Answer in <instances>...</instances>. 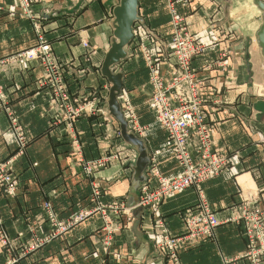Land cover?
Returning <instances> with one entry per match:
<instances>
[{"label":"crops","instance_id":"1","mask_svg":"<svg viewBox=\"0 0 264 264\" xmlns=\"http://www.w3.org/2000/svg\"><path fill=\"white\" fill-rule=\"evenodd\" d=\"M251 1L138 0L142 23L135 26L134 38L126 49L127 59L115 68L123 75L119 100L130 103L142 127L137 137L148 150L150 163L146 171L154 165L162 175L172 177L182 168L149 105L151 89L145 55L150 57L159 75L168 76L176 71L168 53L175 19L203 45L202 53L192 62V69L203 87V111L211 126L210 150L227 161L220 173L201 185L200 191L221 222L211 237L182 242L176 249L175 261L156 247V218L159 215L171 236H182L185 231L181 216L199 200L194 189L170 197L161 205L158 215L134 209L132 218L128 219L120 211L115 214L113 208L119 203L129 209L137 201L129 168L137 155L122 142L118 124L108 115L105 97L109 84L100 75L112 37V11L119 0L31 2V19L42 26L45 43L51 48L59 72L64 73L71 100L85 103L97 96L105 113L79 114L71 122L73 133L70 134L65 121L68 112L51 103L52 88L45 82L37 62L14 61L0 70V84L26 139L23 154L13 167L16 194L7 196L0 188V222L13 243L14 264H247L239 259L247 246L244 227L232 218L244 196L254 197L253 207L264 212V97L251 98L243 92L244 75L240 66L243 42L234 37V25L240 24V11L243 6L248 8ZM260 16L258 10L254 15L259 20L254 38L261 25ZM31 19L19 11L16 0H0V60L37 44ZM231 24L233 28H227ZM230 46L229 54L235 61L228 64L224 79L222 67L217 65L219 55L228 56ZM258 61V74L253 68L257 79L264 62L259 57ZM227 74L236 75L235 84L228 85L227 78L232 77ZM217 88H221L219 98L225 103L221 108L212 103ZM239 91H242L240 96ZM238 96L240 106L235 105ZM233 109L241 112L240 116L233 115ZM77 147L86 161L124 148L130 153V165L113 162L88 176L83 164L80 166L76 161ZM16 151L15 133L0 110V163ZM241 183L251 186V192ZM94 184L98 185V192L93 193ZM44 204L50 205L49 212ZM88 210L86 216L71 223L72 217ZM50 216L57 226L51 225ZM108 222L113 227L121 224V229L114 242L104 247L103 239L110 237L103 228ZM59 225H65V230H58ZM8 258L0 251V264Z\"/></svg>","mask_w":264,"mask_h":264},{"label":"built area","instance_id":"2","mask_svg":"<svg viewBox=\"0 0 264 264\" xmlns=\"http://www.w3.org/2000/svg\"><path fill=\"white\" fill-rule=\"evenodd\" d=\"M33 1L16 0L19 11L29 19L33 18L32 9L30 8ZM31 22L37 36V44L15 56L1 59L0 70L14 61L22 60L25 62L41 61L44 66L49 67L43 66L45 72L48 71L49 74L53 70L56 72L55 66L51 64L53 55L51 48L45 43L42 26L37 20L31 19ZM137 24L139 23H136L135 26ZM173 26L171 47L168 53H170L171 58L174 60L176 71L168 76L159 75L150 57L145 55V59L149 65L148 83L151 89L149 105L156 122L166 133L171 145V151L175 155L182 171L175 176L167 177L162 175L158 168L152 165L146 171L144 181L137 188L138 199L135 206L129 209H124L119 203L115 206L117 211L125 213L128 219L132 218V211L134 209L151 211L158 215L161 205L170 197L186 189H194L198 193L199 200L194 208L186 210L181 216L185 231L182 236H171L159 215L156 218V247L161 253L167 255L172 261H175L176 249L182 242L209 238L220 224L221 221L203 199L200 189L205 181L214 178L224 169L227 160L213 154L210 150L209 131L211 126L205 120L203 111V95L201 92L203 87L192 69V62L202 53L203 45L187 31L178 19L173 21ZM84 46L87 45L84 44ZM222 55L225 56L226 54L222 53L220 55L218 67H222V64H224ZM51 86L53 88L51 103L62 106L64 109L66 108L68 112L67 116H77L80 113H105L99 107V98H96V102L90 105H76L77 108L75 109V104L61 81H56ZM213 93L212 103L214 106H217L219 88ZM8 101L9 99L4 88L0 84V110L6 114L17 140L16 154L0 163V188L4 194L12 197L15 195L17 189L13 175V164L14 160L23 154L26 139L18 126V120ZM120 102L125 120L128 123L129 132L136 137L140 136L142 127L138 125L130 103L126 99ZM71 104L73 106H69ZM65 121H67L69 133L72 134L71 117H66ZM103 161L104 157L93 161L90 166L87 165L86 171L91 173L93 171L92 168H101L104 165ZM244 201L245 199L241 200L232 218L233 221L243 224L244 235L247 238L246 251L239 259L245 260L247 264H264V212L249 206ZM44 206L49 212L50 205L44 204ZM88 213L89 210L78 217H72L71 223L76 222ZM49 221L52 226H57L54 217L50 216ZM119 229L120 226H116L115 231ZM58 230H65V225H59ZM13 249V243L0 222V251L7 253L9 257L4 264H14L15 259L11 257Z\"/></svg>","mask_w":264,"mask_h":264},{"label":"water","instance_id":"3","mask_svg":"<svg viewBox=\"0 0 264 264\" xmlns=\"http://www.w3.org/2000/svg\"><path fill=\"white\" fill-rule=\"evenodd\" d=\"M252 1L261 14V25L255 34V42L264 59V0ZM112 15L113 20L110 24L112 37L100 67V75L109 84L106 98L108 115L118 124L122 142L131 146L137 155L134 164L129 167L132 170V186L137 190L145 179V171L150 159L144 141L128 130L119 102L123 89V75L120 72H113V69L127 59L126 49L134 38V26L136 23H142V19L138 16V0H119Z\"/></svg>","mask_w":264,"mask_h":264},{"label":"rangeland","instance_id":"4","mask_svg":"<svg viewBox=\"0 0 264 264\" xmlns=\"http://www.w3.org/2000/svg\"><path fill=\"white\" fill-rule=\"evenodd\" d=\"M252 2V1H251ZM244 7V9L242 10V11H240V15H239V20H238V22L240 23V24H236V25H234V28H235V30H236V34H234V37L235 38H237L238 39V41L239 42H243V46H242V50L241 51H243V55L241 56V58H240V62H241V64H240V66L242 67V74L244 75L243 76V84H244V87H243V92H245V95H247L248 97H251V98H259V97H264V62H261V75H260V78L259 79H257L256 77H255V73H254V71H253V65H252V62H251V52L252 51H256L257 52V56L259 57V59H260V61H264V60H261L262 58H261V55H260V51H259V49H258V47H257V44H256V42H255V38H254V36H253V32H254V30H255V28H256V24L259 22V20H257V18H254V15L255 14H257V12H258V9L253 5V3H251V5L247 8L246 6H243ZM232 25V24H231ZM227 28H230V29H232L233 28V25L232 26H229V27H227ZM237 41V40H236ZM234 42V43H237V42ZM47 44V43H46ZM229 51H231V46L229 47V49H227V53H228V56L230 57L229 59H227L226 57H228L227 56V54L225 55V56H221L222 57V59L223 60H228V61H226L224 64H222V72H223V77H224V79H226V73L228 72V70H229V65L228 64H230L231 63V61H235V58H232L233 57V55H231V54H229ZM250 53V54H249ZM245 54H247V58L245 59L244 58V56H245ZM221 55V54H220ZM220 55H219V57H220ZM250 55V56H249ZM232 56V57H231ZM224 58H226V59H224ZM22 61V60H21ZM20 61V62H21ZM17 62H19V61H17ZM22 62H25V61H22ZM26 62H29V61H26ZM32 62H37L38 64H39V66H40V68H41V70L43 71V78H44V80H45V82H47V84H49V86L52 88V86L51 85H53V84H55V82L57 81V82H59V81H61V83H63L64 85H65V87H66V89H67V91L69 92V96H70V98H71V92L69 91V89L67 88V85L65 84V82H64V77H63V75H64V73H60L59 72V70L60 69H58L57 67V64H56V60H55V58L53 57L52 58V60H51V64L52 65H54L55 66V68H56V72H54V70H53V72L51 73V74H49L48 73V71L47 72H45V70H44V67H46V66H44L42 63H41V61H32ZM48 63H50L49 61H47ZM228 62V63H227ZM245 62H248V67H246L245 66ZM251 62V63H250ZM12 64V63H11ZM44 66V67H43ZM52 69H53V67L52 66H50ZM46 68H49V67H46ZM115 68H116V66L114 67V69H113V72H116L115 71ZM46 75L48 76L47 78H46ZM227 75H229V74H227ZM229 77H232L231 79H228L227 78V80H228V85H230L232 82H233V84H235L234 82H236V75L235 76H230L229 75ZM257 79V80H256ZM227 82V81H226ZM232 84V85H233ZM236 86H237V84H236ZM108 90H109V86H107V92H108ZM235 90H236V88H235ZM241 93H242V91H239L238 92V94H239V96L241 95ZM108 94V93H107ZM221 94V88H219V95ZM218 95V96H219ZM238 96V99L235 101V105H242L241 104V97H239ZM53 98V88H52V94H51V99ZM96 98H97V96H96ZM96 98H94L93 100H90V101H88V102H85V103H79V101L76 99L75 100V102H74V108L76 109L77 107H76V105H85V104H87V105H90V104H92L93 102H96L95 100H96ZM106 98L107 97H105V100H106ZM101 99V98H100ZM120 102V101H119ZM225 103L223 102V100L222 99H220L219 98V101H218V105H217V107L218 108H221L223 105H224ZM11 109H12V107H11ZM12 111H13V109H12ZM232 112H233V115H238V116H240V113L241 112H239L238 110H236V109H233L232 110ZM13 113H14V111H13ZM5 114V113H4ZM80 114H83V113H80ZM85 114H87V113H85ZM6 115V114H5ZM14 115H15V117H16V119H17V115L14 113ZM78 116V115H77ZM77 116H66V117H71V119H72V122H73V120L74 119H76V117ZM125 117V116H124ZM8 119V118H7ZM8 122H9V120H8ZM138 123V122H137ZM127 125H128V123H127ZM139 125V124H138ZM9 126H10V124H9ZM140 126V125H139ZM141 127V126H140ZM11 128V127H10ZM12 129V128H11ZM15 137H16V135H15ZM139 138V137H138ZM125 144V143H124ZM127 145V144H126ZM123 146H125V145H123ZM129 146V145H128ZM124 148H126L127 150H131L130 149V147H127V146H125ZM124 148H122V149H120L118 152H116V153H110V152H106V154L103 156L104 157V165L101 167V168H92V172L91 173H88L87 171H86V167H87V165L88 166H90V164H92L93 163V161H96V160H98V159H100V158H98V159H96V160H91V161H86V160H84V157H83V154H82V150H81V148L80 147H77L76 149H75V154H76V158H77V162H78V164L81 166L82 164H83V170H84V173L86 174V175H88V176H90V175H92V173L93 172H95L96 170H99V169H103V168H107L110 164H112L113 162H116V163H118V162H121V164H123V165H127V164H129L130 165V153L129 152H127V150H125ZM17 152V151H16ZM102 158V157H101ZM17 159V158H16ZM16 159L14 160V164H15V161H16ZM14 164H13V167H14ZM131 165H133V164H131ZM13 175H14V173H13ZM14 181L16 182V186H17V181H16V179L14 178ZM241 185L246 189V191L248 192V191H250L251 192V190L250 189H252L251 188V186H245L243 183H241ZM18 187V186H17ZM16 187V188H17ZM248 188V189H247ZM93 193H94V191L96 192L97 191V189H98V185L97 184H94V186H93ZM17 190V189H16ZM98 192V191H97ZM16 194V193H15ZM137 199H138V193H137ZM243 199H245V201L244 202H246V203H248L249 204V206H251V207H253L254 205H253V202H254V200H255V198L254 197H252L251 195L250 196H244V198ZM137 202V201H136ZM122 206H123V208H124V204H121ZM45 207V206H44ZM114 208V210L118 213V211H117V209H116V206L115 207H113ZM118 226H120V229H121V224L120 225H118ZM104 230H105V232H106V230L109 232V234H110V237H108V238H106L105 237V239H103V242H104V244H105V246L104 247H108L109 245H111L113 242H114V237L118 234L117 232L120 230H117V231H115V229H116V227H113L109 222L107 223V225H105L104 227ZM108 234V235H109ZM8 236V235H7ZM9 237V236H8ZM246 237V236H245ZM247 239V238H246ZM11 240V239H10ZM4 254V256H7V253H3Z\"/></svg>","mask_w":264,"mask_h":264},{"label":"bare ground","instance_id":"5","mask_svg":"<svg viewBox=\"0 0 264 264\" xmlns=\"http://www.w3.org/2000/svg\"><path fill=\"white\" fill-rule=\"evenodd\" d=\"M252 63H253V68H254L256 74H258L257 71H259V69H260V63L258 61L256 51H252Z\"/></svg>","mask_w":264,"mask_h":264}]
</instances>
